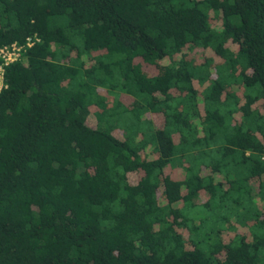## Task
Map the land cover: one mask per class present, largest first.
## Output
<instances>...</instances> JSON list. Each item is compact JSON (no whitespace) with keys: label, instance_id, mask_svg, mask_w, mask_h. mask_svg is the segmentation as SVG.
<instances>
[{"label":"trees","instance_id":"1","mask_svg":"<svg viewBox=\"0 0 264 264\" xmlns=\"http://www.w3.org/2000/svg\"><path fill=\"white\" fill-rule=\"evenodd\" d=\"M33 34L0 264H264V0H0V47Z\"/></svg>","mask_w":264,"mask_h":264},{"label":"built area","instance_id":"2","mask_svg":"<svg viewBox=\"0 0 264 264\" xmlns=\"http://www.w3.org/2000/svg\"><path fill=\"white\" fill-rule=\"evenodd\" d=\"M37 41H39V37L37 34H33L31 36H26L22 42L14 41L10 44H5L0 47V90L6 87L4 84L5 68L9 64L19 60L25 51ZM262 158H264V152L262 154Z\"/></svg>","mask_w":264,"mask_h":264},{"label":"rangeland","instance_id":"3","mask_svg":"<svg viewBox=\"0 0 264 264\" xmlns=\"http://www.w3.org/2000/svg\"><path fill=\"white\" fill-rule=\"evenodd\" d=\"M50 22H51V25H56L55 22L58 24L66 25L67 17L65 15H55V16L50 17Z\"/></svg>","mask_w":264,"mask_h":264}]
</instances>
